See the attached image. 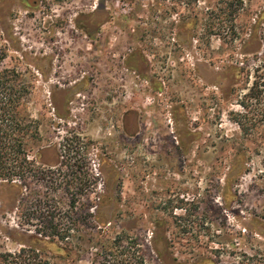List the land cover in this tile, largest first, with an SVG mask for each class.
Listing matches in <instances>:
<instances>
[{"label":"rangeland","instance_id":"rangeland-1","mask_svg":"<svg viewBox=\"0 0 264 264\" xmlns=\"http://www.w3.org/2000/svg\"><path fill=\"white\" fill-rule=\"evenodd\" d=\"M19 5L0 0V73L18 71L28 88L19 118L32 165L0 182V255L32 246L52 264H264V0H71L66 26L108 37L95 62L112 96L101 80L69 114L40 73L41 38L59 19ZM253 84L259 101L246 96ZM46 231L60 236L43 245Z\"/></svg>","mask_w":264,"mask_h":264},{"label":"flooded vegetation","instance_id":"flooded-vegetation-1","mask_svg":"<svg viewBox=\"0 0 264 264\" xmlns=\"http://www.w3.org/2000/svg\"><path fill=\"white\" fill-rule=\"evenodd\" d=\"M31 1V0H30ZM29 0H20L22 8L26 11V14H37L38 13L46 15L48 17H54L59 19L57 21V26L53 27L48 31V33H44L45 37L41 38L42 46H43V53L40 65V73L42 76V80L45 83H57L58 88L55 93H57L58 97L63 100V104L61 107L57 106V113L62 114L63 112H67L69 114L73 113L72 106L76 103L77 98L85 97L88 93L93 92L96 87L95 85L99 84V81L103 80L104 86H99L98 89H102L100 93H104V95H100L104 99L110 98L112 95L111 93V83L109 82L110 78L105 80L102 77V71L97 68L99 63H96L95 58L98 57V51L95 50L96 44L99 42H104L106 44L108 37L105 35L101 37V28H95L93 26L88 27L86 26L85 22H82V27H74L69 28L66 26L67 22L65 19L70 17V13L67 12L70 10V1L71 0H51V2L46 3L43 1L33 0L32 3ZM16 4H12L10 7L7 19L11 20L14 17V7ZM105 8V3H100L98 6V10L100 13L102 9ZM43 10V12H42ZM13 12V13H12ZM85 11H79L76 13V17L80 18L84 16ZM95 15V11L91 14V16ZM17 17V15H15ZM15 26V23H12ZM16 28H12L11 32L12 35L15 36L19 35V33H15ZM15 40V39H14ZM23 40L22 38L16 39ZM80 43H86V45H91L92 48H87V53L81 47L80 49H74V45H80ZM3 49H0V59L5 56ZM254 53V52H253ZM104 56V55H103ZM111 57V53L105 54V58L109 59ZM93 59L92 65L93 68L91 70H84L82 71L81 68H85V66H79V63H75V59ZM122 58V56H121ZM99 61V59H97ZM123 64L124 68L126 69L127 66V55H123ZM111 58L107 63L108 71H104V73H110L111 71ZM100 62V61H99ZM88 65V66H89ZM261 87L253 86L249 90V94L251 97L249 99L254 98L256 101L260 100L262 97V93L259 92ZM94 93V92H93ZM98 96V98H101ZM67 100V101H66ZM138 126H141L138 124ZM141 128H138L140 131ZM140 132L136 133V136H139Z\"/></svg>","mask_w":264,"mask_h":264},{"label":"trees","instance_id":"trees-1","mask_svg":"<svg viewBox=\"0 0 264 264\" xmlns=\"http://www.w3.org/2000/svg\"><path fill=\"white\" fill-rule=\"evenodd\" d=\"M192 2H197V0H192ZM27 96L28 88L21 80L18 71L6 70L0 73V182L6 184H14L16 179L25 180L31 172L32 161L26 150L28 128H31V125H27L19 118V106ZM246 96L247 98L251 97L249 93ZM243 106L247 107L245 104ZM241 123L240 125L244 129V125ZM51 228L53 227H48V229ZM41 235L45 237L41 241L43 245L53 244L47 239L60 236L55 231L41 233ZM40 250L37 247L29 246L19 253H3L0 255V264H52L49 257ZM105 256V258L113 257L111 251ZM262 257L264 258V255ZM126 258L113 257V263L108 262L107 259L105 261L107 264H131V258L129 256Z\"/></svg>","mask_w":264,"mask_h":264}]
</instances>
